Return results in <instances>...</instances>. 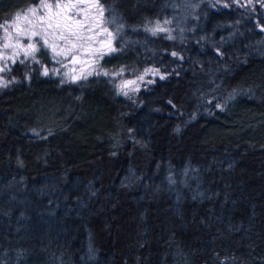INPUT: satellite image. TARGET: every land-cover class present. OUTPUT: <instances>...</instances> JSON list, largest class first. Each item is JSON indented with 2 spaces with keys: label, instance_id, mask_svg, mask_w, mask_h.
I'll return each instance as SVG.
<instances>
[{
  "label": "trees",
  "instance_id": "trees-1",
  "mask_svg": "<svg viewBox=\"0 0 264 264\" xmlns=\"http://www.w3.org/2000/svg\"><path fill=\"white\" fill-rule=\"evenodd\" d=\"M42 1L0 0V25ZM99 3L121 32L100 66L159 74L125 95L13 71L0 264H264V6Z\"/></svg>",
  "mask_w": 264,
  "mask_h": 264
},
{
  "label": "rangeland",
  "instance_id": "rangeland-1",
  "mask_svg": "<svg viewBox=\"0 0 264 264\" xmlns=\"http://www.w3.org/2000/svg\"><path fill=\"white\" fill-rule=\"evenodd\" d=\"M256 1L262 4L264 3V0ZM73 2H75V0H73ZM92 2L93 0H85V2L79 5V8L84 9L87 12L90 20L93 16L98 15L97 10L90 7V4ZM62 3H68V0H43L35 6H31L25 10L18 12L21 14V17L27 15L28 19H21L20 21H16V23H18L20 28L25 31H42L47 27V25L45 23V20H42L41 18L47 19L49 16L54 17L57 12L61 11V9L57 8L56 5ZM44 4H51L53 5V7L51 9H47L43 7ZM30 8H35L37 10L34 15L28 13L27 10ZM83 15L84 13L82 12L81 15L77 16L76 18L83 19ZM15 16L6 24L9 26L12 25L15 21ZM29 21H31V23H29ZM159 25L164 28L163 24ZM104 27L108 29V32L112 33L111 46L116 49L115 37H117L116 34L118 33V31L119 33L121 32L119 30V27L116 26V24L113 22V19H108L105 15H103V22L101 24V27L94 29L92 33H88L89 35H95L96 37L95 40L90 41L91 46L93 48H102L101 42H104L108 39L107 33H104L101 30ZM48 31L51 32L52 30L48 29ZM97 33L99 34L96 35ZM8 34L10 36V39L6 40L3 28L0 31V57H3L0 58V67L5 68L4 71H0V89L8 86L10 83L16 80L13 71L19 72L23 70L26 75H30L31 72L38 70V73L40 75L45 76L46 78L51 80H58V82L60 83H77L93 76L104 75V73L107 72L100 66L102 58L112 53L108 52L106 45L102 48V51L105 52L102 58H100L98 54L92 55L90 58L87 52H79L77 53L80 57L79 61L73 63L71 56H68L67 58L63 56H56L50 48L44 46L40 36L28 38L25 35H20L17 32V29L14 27L8 28ZM58 34L59 33H57V35ZM18 41L25 47L28 44L33 43L37 45L39 51L33 54L34 58L33 55L25 56L22 50L13 47L17 44ZM49 42H53L51 36H49ZM5 43L9 44L8 48L3 47ZM55 43L58 44L61 48L65 46L64 40H56ZM13 52H19V55L13 56ZM7 57H12V59H7ZM90 59L95 62H88L90 61ZM44 69H47V75L44 74ZM107 73L108 75L104 76H109L111 80H114L117 92L122 94H124L125 92L127 94L137 92L146 84L145 82L151 81L155 77L154 75H157L156 73L141 75L144 77V79L141 81L139 79V77L141 76L128 77L126 71L122 69L117 71H110ZM130 80L136 81V84L129 85L123 88L121 87L124 82Z\"/></svg>",
  "mask_w": 264,
  "mask_h": 264
},
{
  "label": "snow or ice",
  "instance_id": "snow-or-ice-1",
  "mask_svg": "<svg viewBox=\"0 0 264 264\" xmlns=\"http://www.w3.org/2000/svg\"><path fill=\"white\" fill-rule=\"evenodd\" d=\"M85 2V0H68V3H62L57 4L56 7L61 9L60 12H57L55 16H49L47 19L41 18L42 20H45V23L47 27L43 29L42 31H25L20 28L19 24L16 23V21H20L21 19L27 20L28 16L24 15L21 17L20 13H16L15 21L12 25H0V28H3L5 32V39H10V36L8 34V28L14 27L17 29V32L20 35H25L28 38H32L35 36H40L41 40L43 41L44 46H47L51 49V51L56 56H63L67 58L68 56L72 57V62L76 63L79 61L80 57L77 53L79 52H87L91 58L92 55H97L102 58V56L105 54L104 51H102V48L106 45L108 52L116 51L115 48L111 46V38L112 33L108 32V29L106 27L102 28V32L107 33L108 39L104 42H101L102 48H93L90 44V41L95 40V35H89L88 33H92L94 29L100 28L101 24L103 22V15H104V8L99 3V0H93V2L90 4V7L95 8L97 10L98 15L93 16L91 20L89 19V16L87 12L84 9L79 8V5L81 3ZM264 6V4H262ZM43 7L47 9H51L53 5L51 4H44ZM66 10V11H65ZM75 10V11H74ZM30 14H35L36 9L30 8L27 10ZM84 13L83 19H77L76 17L81 15V13ZM31 23V21H29ZM165 23H169L168 21H165ZM48 29H51L52 31L49 32ZM156 31H167L163 27L157 23L156 28L153 30V34H155ZM57 33H59L57 35ZM97 33L96 35H98ZM49 36L52 37L53 42H49ZM171 38V37H169ZM56 40H64L65 46L63 48L59 47L58 44L55 43ZM4 48H8L9 44L5 43L3 45ZM13 47L20 49L24 52L25 56L33 55L35 52L39 51V48L36 44H28L26 47L21 45L19 41L16 45ZM19 55V52H13V56ZM175 55V53H173ZM3 58V57H0ZM34 58V55H33ZM7 59H12V57H7ZM15 62V61H13ZM38 62V61H37ZM90 63L95 62L90 59L88 61ZM5 68L0 67V71H4ZM152 69H148L145 72V75H147L149 72H152ZM44 74L47 75V69H44ZM156 74H159L158 72ZM104 75H108L107 72L104 73ZM164 77H161L163 79ZM139 79L142 81L144 79L143 76L139 77ZM136 81H126L124 82L121 87H127L129 85H135ZM138 90V89H134ZM127 95V93H124Z\"/></svg>",
  "mask_w": 264,
  "mask_h": 264
}]
</instances>
